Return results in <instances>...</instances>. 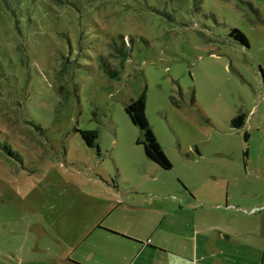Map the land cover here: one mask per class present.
<instances>
[{
  "label": "rangeland",
  "instance_id": "rangeland-1",
  "mask_svg": "<svg viewBox=\"0 0 264 264\" xmlns=\"http://www.w3.org/2000/svg\"><path fill=\"white\" fill-rule=\"evenodd\" d=\"M261 70L264 0H0V264L20 262L31 221L108 188L186 187L264 220ZM142 95L171 170L126 111Z\"/></svg>",
  "mask_w": 264,
  "mask_h": 264
},
{
  "label": "crops",
  "instance_id": "crops-1",
  "mask_svg": "<svg viewBox=\"0 0 264 264\" xmlns=\"http://www.w3.org/2000/svg\"><path fill=\"white\" fill-rule=\"evenodd\" d=\"M138 192L59 202L30 222L18 264H264V220L236 221L186 187Z\"/></svg>",
  "mask_w": 264,
  "mask_h": 264
},
{
  "label": "trees",
  "instance_id": "trees-1",
  "mask_svg": "<svg viewBox=\"0 0 264 264\" xmlns=\"http://www.w3.org/2000/svg\"><path fill=\"white\" fill-rule=\"evenodd\" d=\"M3 2H6L7 0H2ZM230 36L239 42L244 47H249V41L247 37L239 30L234 29L231 31ZM261 73L264 75V71L261 70ZM146 96L142 95L137 100L132 101L130 105L126 108V111L133 121L134 125H136L138 128H140L143 140L140 142L141 145L144 146L145 153L147 157L156 163L160 168L163 170H171L172 169V163L168 159V157L165 155V153L162 150V147L157 140L156 136L154 135L149 121L146 116ZM246 121V115L243 113H240L237 117H235L232 120V125L235 129H241L245 125ZM81 135L90 148H98V133L97 132H81Z\"/></svg>",
  "mask_w": 264,
  "mask_h": 264
},
{
  "label": "water",
  "instance_id": "water-1",
  "mask_svg": "<svg viewBox=\"0 0 264 264\" xmlns=\"http://www.w3.org/2000/svg\"><path fill=\"white\" fill-rule=\"evenodd\" d=\"M262 76H263V80H264V75L262 74Z\"/></svg>",
  "mask_w": 264,
  "mask_h": 264
}]
</instances>
